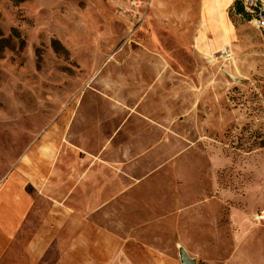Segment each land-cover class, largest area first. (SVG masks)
Here are the masks:
<instances>
[{"label":"rangeland","instance_id":"rangeland-1","mask_svg":"<svg viewBox=\"0 0 264 264\" xmlns=\"http://www.w3.org/2000/svg\"><path fill=\"white\" fill-rule=\"evenodd\" d=\"M226 14L229 45L208 59L178 50L181 62L171 67L180 74L150 90V103L162 108L151 111L153 122L166 136L134 119L147 112V0H0V151L9 168L49 125L63 131L72 118L66 137L79 147L84 126L93 135L91 115L117 109L130 155L147 154L133 167L136 180L147 173V181L130 191L147 198V209L118 225L134 244L109 257L114 264H180V248L195 264H221L242 247L258 251L261 264L264 36L232 7Z\"/></svg>","mask_w":264,"mask_h":264},{"label":"crops","instance_id":"crops-1","mask_svg":"<svg viewBox=\"0 0 264 264\" xmlns=\"http://www.w3.org/2000/svg\"><path fill=\"white\" fill-rule=\"evenodd\" d=\"M234 1L147 0V112H135L137 123L145 118L147 127L159 126L167 136V127L153 122L151 111L162 108L150 103V90L161 89L162 82L157 81L167 79L169 72L172 78L180 74L171 67L181 62L175 54L178 50L208 59L217 47L229 45L233 27L226 9ZM112 97L107 99L117 108L120 102ZM102 108L97 105V112L101 114ZM116 112L91 115L96 127L93 130V122L89 123L93 134L89 138L84 126L79 147L66 137L67 128L73 126L71 118L63 131L49 125L10 168L7 152L0 151V264H114L109 257L128 254L133 238L122 236L118 225L133 220L135 209H147V198L130 196L132 189L147 181V173L136 180L133 168L147 154L136 148V155H130L128 127L115 121L120 110ZM103 120L110 127L98 125ZM80 122L86 124L85 117ZM138 125L135 132L143 129ZM120 160H126V168ZM110 224L114 228L104 226ZM207 247L216 250L214 244ZM249 248L224 255L221 264H254L258 251L253 255Z\"/></svg>","mask_w":264,"mask_h":264},{"label":"built area","instance_id":"built-area-1","mask_svg":"<svg viewBox=\"0 0 264 264\" xmlns=\"http://www.w3.org/2000/svg\"><path fill=\"white\" fill-rule=\"evenodd\" d=\"M244 16L264 36V0H237ZM227 55V51H223Z\"/></svg>","mask_w":264,"mask_h":264},{"label":"water","instance_id":"water-1","mask_svg":"<svg viewBox=\"0 0 264 264\" xmlns=\"http://www.w3.org/2000/svg\"><path fill=\"white\" fill-rule=\"evenodd\" d=\"M179 261L180 264H195V260L188 258L187 254L182 248L179 249Z\"/></svg>","mask_w":264,"mask_h":264},{"label":"trees","instance_id":"trees-1","mask_svg":"<svg viewBox=\"0 0 264 264\" xmlns=\"http://www.w3.org/2000/svg\"><path fill=\"white\" fill-rule=\"evenodd\" d=\"M230 7L233 8L235 15H240V14L242 15L243 14L242 8L238 2L234 1Z\"/></svg>","mask_w":264,"mask_h":264}]
</instances>
